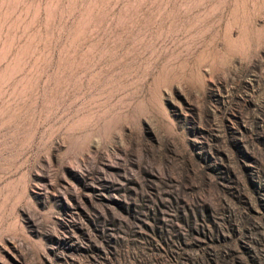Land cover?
<instances>
[{
  "label": "rangeland",
  "instance_id": "374dc122",
  "mask_svg": "<svg viewBox=\"0 0 264 264\" xmlns=\"http://www.w3.org/2000/svg\"><path fill=\"white\" fill-rule=\"evenodd\" d=\"M0 264H264V0H0Z\"/></svg>",
  "mask_w": 264,
  "mask_h": 264
}]
</instances>
